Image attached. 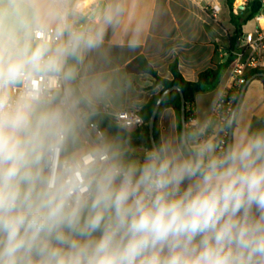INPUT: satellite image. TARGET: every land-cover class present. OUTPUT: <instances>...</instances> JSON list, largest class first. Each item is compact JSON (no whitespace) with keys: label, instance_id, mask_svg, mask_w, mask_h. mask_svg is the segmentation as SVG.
I'll list each match as a JSON object with an SVG mask.
<instances>
[{"label":"clouds","instance_id":"1","mask_svg":"<svg viewBox=\"0 0 264 264\" xmlns=\"http://www.w3.org/2000/svg\"><path fill=\"white\" fill-rule=\"evenodd\" d=\"M31 36L0 60V264H264V129L225 143L231 122L206 119L140 155L106 138L62 151L67 61L95 41L58 13Z\"/></svg>","mask_w":264,"mask_h":264},{"label":"crops","instance_id":"2","mask_svg":"<svg viewBox=\"0 0 264 264\" xmlns=\"http://www.w3.org/2000/svg\"><path fill=\"white\" fill-rule=\"evenodd\" d=\"M233 1V14L239 22L255 1L264 2ZM210 3H219L222 7L217 19L206 10ZM72 5L78 7L74 19L83 28L81 34L85 39L91 37L95 41L93 46L82 45L79 50L76 88L89 104L98 108L139 112L143 105L163 91L164 87L154 84L151 75L129 70L140 58H145L163 78H171L170 67L177 62L188 81H196L202 72L216 69L231 59L227 47L235 25L229 0H72ZM1 8L14 16L20 13L24 22L18 36L11 38L0 34V53L3 54L0 60L15 56L24 44L31 42L37 14L44 17L54 13L50 0H0ZM250 22L253 25L249 30L255 26L253 20L249 21L243 25V33L249 31L246 28ZM226 55H229L227 59ZM231 84L229 64L212 90L196 95L194 118L188 123L210 119L214 125L220 126L218 103ZM76 88L70 86L69 93L75 95ZM71 114L81 124L75 110L71 109ZM155 126L160 140L179 133L176 111L171 107L161 109ZM261 129H264V87L257 77L246 89L233 132L251 133ZM104 138L130 145L137 155L149 148L145 136L123 140L107 132ZM74 139L79 142V147L92 143L84 135L83 128L77 132L68 130V143L73 144ZM65 150L68 151L66 146Z\"/></svg>","mask_w":264,"mask_h":264},{"label":"trees","instance_id":"3","mask_svg":"<svg viewBox=\"0 0 264 264\" xmlns=\"http://www.w3.org/2000/svg\"><path fill=\"white\" fill-rule=\"evenodd\" d=\"M234 1L229 0V5L232 10V20L235 25V32L233 35L229 38V44H228V51L231 53L232 51L238 49L240 45V40L243 36V25L247 24L249 21H251L254 16L259 12L262 2L261 1H255L253 5L251 6L250 10L248 11V14L244 17L243 21L239 22L235 15L233 14V7H234ZM74 13L72 15V18L75 22V24L80 28L79 22H77L74 19ZM83 32V28H80V33ZM80 62V53L74 58L68 59V67L73 70V78L71 81H69V84L72 88H76L77 86V77L76 72L79 67ZM231 63V59L228 60L226 63L220 64L216 69H208L204 72H202L198 79L196 81H188L186 80L183 75L181 74L179 70V65L177 62H174L170 67L171 72V78H163L159 76L151 67V65L148 64L145 58H140L132 63V65L129 67V70L131 72H145L149 75H151L154 79V84L156 85H162L164 87L163 91L152 98L148 103L143 105V107L139 110V114L144 118L145 125L144 127L140 129H136L133 131H129L127 129H123L121 127L116 126L110 118L103 115L100 111V108L97 112H92L88 107V101L81 95L80 91L76 88L75 96L80 102V108L84 112H90L91 113V119L94 121L98 126L102 129L104 136L107 132H110L114 134L115 136L119 137L123 140H129V139H135L139 136H145L148 140L149 147L152 146L151 139H150V133H149V123L151 120V117L153 115V112L156 107V103L161 96V94L169 88L177 87L178 90H174L166 95L164 98L162 105L160 107V110L163 108H173L176 111L177 119H178V129L179 132L183 129L181 116H182V97L181 93L184 96L185 103H186V118L187 123L194 118V104H195V98L198 93L207 92L212 90L216 84L219 82L220 78L222 77L225 69L227 66ZM264 70H253L249 72L245 77V82L239 86V87H233L231 89H227L226 92L222 95L219 102L224 101L228 102L231 100V112L228 115L227 121L224 123L228 124L230 122L232 111L234 107L237 104V101L240 97V94L242 92V89L244 85L256 74L262 73ZM260 80L263 82L264 87V77H259ZM159 110V111H160ZM224 125H221L223 127ZM230 128V127H229ZM229 128L225 129L229 131ZM223 131H220L219 135L223 137ZM154 137L155 142L159 143L160 136L159 132L155 126L154 131ZM226 143L228 142V136L225 138Z\"/></svg>","mask_w":264,"mask_h":264},{"label":"built area","instance_id":"4","mask_svg":"<svg viewBox=\"0 0 264 264\" xmlns=\"http://www.w3.org/2000/svg\"><path fill=\"white\" fill-rule=\"evenodd\" d=\"M54 13H58L61 19L72 27L73 30L80 33V28L75 24L72 15L78 12V7L72 5V0H50ZM206 10L213 19H217L221 13L222 7L219 3H210L206 6ZM255 26L252 30L245 32L240 40L238 49L230 53L231 63L230 70L232 75V84L228 89L239 87L245 82L246 75L253 70H264V2H262L259 12L252 19ZM81 34V33H80ZM49 38L53 42L57 41V37L50 29ZM32 40V37H31ZM68 67V61H67ZM69 82L61 85V93L66 95L71 105V109L75 110L77 117L83 126L84 135L93 143L94 141L104 138L102 129L91 119L90 112H84L80 108V102L77 97L69 93ZM7 95L15 98L22 91V87H10L6 90ZM231 100L228 102L221 101L218 103L217 113L220 126L228 119L231 112ZM103 115L111 119L118 127L123 129H140L144 127L145 120L137 112L131 110H111L109 108H100ZM88 122H85L86 119ZM223 140L228 136L229 131H223ZM226 143V141H225ZM66 144L62 151L65 150Z\"/></svg>","mask_w":264,"mask_h":264},{"label":"rangeland","instance_id":"5","mask_svg":"<svg viewBox=\"0 0 264 264\" xmlns=\"http://www.w3.org/2000/svg\"><path fill=\"white\" fill-rule=\"evenodd\" d=\"M28 21H26V24H28V27H30L31 24ZM23 22H24V18L21 17L20 13H15V16H14L11 13L7 12L5 9L3 8L0 9V32H1L0 34L3 37L10 36L11 38H14L18 36V34L21 31V28H23ZM251 25H253V23L250 22L249 27H247L246 30H249ZM10 46H12V43ZM2 55L3 54L0 53V56ZM88 121L89 119L87 118L85 122H88ZM81 125L82 124H80L78 120L74 118L73 115L71 114V124H70L69 130L73 132L81 131L83 128V126ZM66 147L68 149V152H72L76 148L79 147V142L75 139L73 140V144L68 143L67 141Z\"/></svg>","mask_w":264,"mask_h":264},{"label":"water","instance_id":"6","mask_svg":"<svg viewBox=\"0 0 264 264\" xmlns=\"http://www.w3.org/2000/svg\"><path fill=\"white\" fill-rule=\"evenodd\" d=\"M95 14V13H94ZM229 57V55H226V59ZM225 59V61H226ZM257 77H264V72L262 73H259V74H256L255 76H253L243 87L242 89V92L240 94V97L237 101V104L236 106L234 107L233 111H232V116H231V119H230V122H231V126L229 128V134H228V142L231 140V134L234 130V124H235V119H236V116H237V113H238V110H239V107L241 105V102H242V99L244 97V94L246 92V89L248 88V85L250 84V82L257 78ZM174 90H178L177 87H172V88H169V89H166L162 94L161 96L159 97L157 103H156V107H155V110L153 112V115L151 117V120H150V123H149V133H150V139H151V144L153 143H156L155 142V137H154V131H155V123H156V118H157V115H158V112L160 110V107L162 105V102L164 100V98L166 97L167 94H169L170 92L174 91ZM181 97H182V116H181V121H182V126L184 128L185 124H187V118H186V103H185V99H184V96L183 94L181 93ZM88 107L89 109L92 111V112H97L99 110V108L97 106H94V105H91V104H88Z\"/></svg>","mask_w":264,"mask_h":264}]
</instances>
